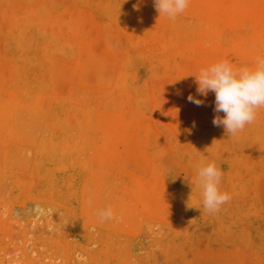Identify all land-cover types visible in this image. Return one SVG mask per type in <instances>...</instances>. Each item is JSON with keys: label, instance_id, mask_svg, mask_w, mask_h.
Instances as JSON below:
<instances>
[{"label": "rangeland", "instance_id": "1", "mask_svg": "<svg viewBox=\"0 0 264 264\" xmlns=\"http://www.w3.org/2000/svg\"><path fill=\"white\" fill-rule=\"evenodd\" d=\"M243 1L172 20L153 0H0V264H264V108L227 135L194 76L264 57V0ZM211 162L231 195L214 213Z\"/></svg>", "mask_w": 264, "mask_h": 264}, {"label": "clouds", "instance_id": "2", "mask_svg": "<svg viewBox=\"0 0 264 264\" xmlns=\"http://www.w3.org/2000/svg\"><path fill=\"white\" fill-rule=\"evenodd\" d=\"M190 0H153L159 16L176 19L189 7ZM195 76L196 92L206 97L210 92L215 96L212 123L223 127L227 135L235 136L247 125L254 123L260 108H264V57H257L253 67L234 68L227 61H218L202 68ZM190 103L202 106L204 101L193 95L187 97ZM219 113H224L220 116ZM195 126V125H193ZM197 174L202 189L203 208L209 213L218 212L222 205L231 200V195L220 190L222 170L215 162L197 165ZM101 221L116 219L109 206L100 210Z\"/></svg>", "mask_w": 264, "mask_h": 264}, {"label": "bare ground", "instance_id": "3", "mask_svg": "<svg viewBox=\"0 0 264 264\" xmlns=\"http://www.w3.org/2000/svg\"><path fill=\"white\" fill-rule=\"evenodd\" d=\"M246 1H247V0H246ZM223 2H224V1H223ZM243 2H245V0H244ZM262 2H264V1H262ZM241 3H242V2H241ZM241 3H240V5H241ZM250 3H251V2H250ZM244 4H246V3H243V5H244ZM247 5H248V4H247ZM247 5H246V6H247ZM260 5H261V4H260ZM249 6H250V5H249ZM258 6H259V5H258ZM261 6H262V5H261ZM221 8H222V6H221ZM262 9H264V8H262ZM222 10H223V8H222ZM226 10H227V9H226Z\"/></svg>", "mask_w": 264, "mask_h": 264}]
</instances>
